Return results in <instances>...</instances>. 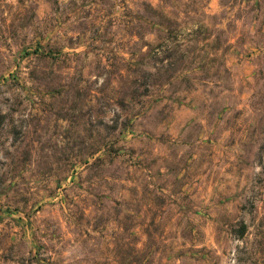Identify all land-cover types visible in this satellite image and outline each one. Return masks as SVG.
I'll list each match as a JSON object with an SVG mask.
<instances>
[{
  "label": "rangeland",
  "instance_id": "1",
  "mask_svg": "<svg viewBox=\"0 0 264 264\" xmlns=\"http://www.w3.org/2000/svg\"><path fill=\"white\" fill-rule=\"evenodd\" d=\"M0 264H264V0H0Z\"/></svg>",
  "mask_w": 264,
  "mask_h": 264
},
{
  "label": "trees",
  "instance_id": "2",
  "mask_svg": "<svg viewBox=\"0 0 264 264\" xmlns=\"http://www.w3.org/2000/svg\"><path fill=\"white\" fill-rule=\"evenodd\" d=\"M142 11L146 13L142 15V19L138 21V31L142 27V33L139 38L147 31H154L156 38L160 40L155 48L151 44L147 50L130 52V67L134 73L131 80H179L184 78L185 67L187 61L184 59L183 42L177 40V28L173 25V20H155L156 16L163 18V9L158 10L149 2L142 3ZM158 10V11H157ZM177 29V30H176ZM134 55L137 57L134 60ZM158 61V64H157Z\"/></svg>",
  "mask_w": 264,
  "mask_h": 264
}]
</instances>
